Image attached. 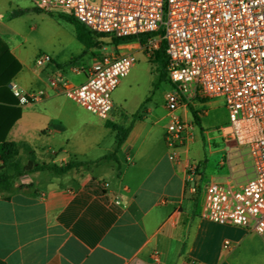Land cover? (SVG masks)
<instances>
[{
  "label": "crops",
  "instance_id": "1",
  "mask_svg": "<svg viewBox=\"0 0 264 264\" xmlns=\"http://www.w3.org/2000/svg\"><path fill=\"white\" fill-rule=\"evenodd\" d=\"M25 39L0 15V40L20 66L11 78L0 69V153L21 167L31 157L36 164L76 160L92 162L85 168L110 166L99 175L83 172L65 185L59 176L45 171L10 180L11 190L0 194V264H264L260 237L242 227L201 218L207 184L241 186L253 178V171L237 184L228 178L217 182L216 177H227L225 171L207 175L206 157L190 156L197 142L210 154L216 151L196 137L176 150L178 161H171L163 135L153 138L141 117L132 122L115 153L116 161L103 159L116 147L115 131L106 121L128 127L131 120L123 115L91 117L49 86L50 79H66L68 73L71 85L82 84L100 57L91 60L83 75L74 66L76 59L60 63L54 54L45 67H36L24 49ZM136 46L141 45L132 42L115 50L118 55L132 54ZM12 85L25 93H40V100L19 105ZM210 100L193 105L209 106ZM191 106L175 114L190 123ZM108 131L112 142L101 148ZM10 143L14 147L4 146ZM188 163L197 166L196 181L202 182L204 170L209 177L198 197L189 190Z\"/></svg>",
  "mask_w": 264,
  "mask_h": 264
},
{
  "label": "built area",
  "instance_id": "2",
  "mask_svg": "<svg viewBox=\"0 0 264 264\" xmlns=\"http://www.w3.org/2000/svg\"><path fill=\"white\" fill-rule=\"evenodd\" d=\"M42 11L65 10L103 39L156 34L142 49L153 60L164 43L170 91L164 107L169 122L165 145L169 159L191 137V124L175 113L197 100L222 98L228 126L237 145L248 149L254 176L241 186L209 183L203 191L201 218L238 226L264 242V0H30ZM132 54H104L85 82L71 85L58 76L51 89L63 93L82 109L107 119L111 94L135 64ZM51 62L38 56L34 64ZM19 105L40 100V93L10 87ZM188 181L197 190V166L188 163ZM228 243L224 244L227 247Z\"/></svg>",
  "mask_w": 264,
  "mask_h": 264
},
{
  "label": "rangeland",
  "instance_id": "3",
  "mask_svg": "<svg viewBox=\"0 0 264 264\" xmlns=\"http://www.w3.org/2000/svg\"><path fill=\"white\" fill-rule=\"evenodd\" d=\"M89 1L97 3L98 0ZM0 15H5L10 25L15 26L25 36L26 39L22 43L28 58L33 59V63L40 55H47L51 58V55L54 54L58 57L57 62L60 63L68 62L74 58L77 60L74 66L83 75V69L85 70L92 59H97L104 54L113 55L114 51V55H118V51L115 50L116 46L108 39L96 38L97 47L85 50L76 39L73 25L61 19L63 16H71L68 11L36 10L30 0H0ZM136 47L137 50L132 52L136 59L134 66L111 94L113 108L109 115H114L118 119L123 115L131 120L132 115L136 114L137 118H142L145 130L151 129L153 138L160 139L163 135L165 144V131L169 118L166 117L164 98L170 91V85L165 72L162 73L161 71L160 63H154L146 55L142 46ZM67 76L71 77L69 73L66 75V79ZM121 99L125 100L126 103L121 104ZM210 101L212 103L209 106L192 104L191 107L196 113L199 126L195 125L192 117L190 141L196 137L201 139L204 146L208 143L216 151L210 154L207 147L202 149L201 144L197 142L191 146L190 156L192 159L198 158L200 155L206 157L207 175L208 173L219 175L225 171L227 177H216L217 182L225 181L228 178L234 184L240 183L245 179V176L248 177L253 171L248 149L237 145L232 139L231 130L228 126V113L223 99L214 98ZM196 102L202 101L197 100ZM91 117L95 118L96 116L92 115ZM108 123L110 122L106 121V124ZM107 133L108 136L105 137L101 148H109V144L112 142L111 132L108 131ZM104 153L105 151H99L97 154ZM121 164L124 163L121 162ZM37 165L42 164L38 162ZM47 165L61 166L63 164ZM109 166L106 164L102 166L104 169L100 170L94 167L73 169L65 175L59 176V179L65 185L75 182L83 172L99 175L102 172H107ZM204 171L202 182L197 181L200 189L203 183L208 182L209 178ZM45 172L55 175L52 172Z\"/></svg>",
  "mask_w": 264,
  "mask_h": 264
},
{
  "label": "trees",
  "instance_id": "4",
  "mask_svg": "<svg viewBox=\"0 0 264 264\" xmlns=\"http://www.w3.org/2000/svg\"><path fill=\"white\" fill-rule=\"evenodd\" d=\"M39 10V9H36ZM61 19H63L65 22L70 23L74 27L75 36L79 43L83 45L85 50L94 49L97 47V43L95 42V39H103L104 37L101 35H97L90 30H88L86 27L78 23L72 16H63ZM156 34H143L140 35L138 38L135 37H127V38H117V39H111L113 45L119 46L122 44H128L132 42H138L141 46L144 45L145 41L149 37H153ZM154 63H160L161 71H163L166 74V64H167V58L164 53V43H161V47L159 51L155 53V57L152 60ZM0 69L3 70V72L8 73L9 78H11L19 69L20 66L17 64L12 57L10 56L8 49L6 46L1 42L0 40ZM161 81V78H160ZM191 115L194 119V123L196 126H199L198 118L196 116V113L193 111V109L190 107ZM136 114L132 115L131 123L128 127H124L122 125H114L111 123L106 124L107 127L115 131V150L113 153L106 155L103 157V159H113L116 161L115 153L117 152L120 145L125 140L126 136L128 135L132 122L136 120ZM5 147H14V144H6ZM13 158H6L3 153H0V160L2 165L0 166V194L9 192L11 189L9 187V181L13 178H17L20 175L23 174H30L36 171H48L52 172L57 176H62L68 173L71 170L76 169H82L86 166L92 164V162L87 161H69L61 166H48L47 164L37 165L34 158L31 157L27 164L24 167H21L17 161H12ZM20 190H24L25 188L23 186L19 187ZM200 194V188L198 187L196 192L194 193V196L198 197Z\"/></svg>",
  "mask_w": 264,
  "mask_h": 264
}]
</instances>
